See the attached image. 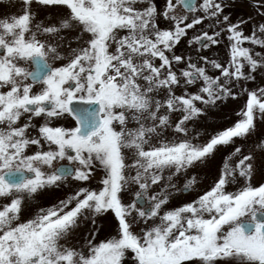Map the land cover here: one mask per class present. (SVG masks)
I'll list each match as a JSON object with an SVG mask.
<instances>
[{
    "label": "snow or ice",
    "instance_id": "obj_1",
    "mask_svg": "<svg viewBox=\"0 0 264 264\" xmlns=\"http://www.w3.org/2000/svg\"><path fill=\"white\" fill-rule=\"evenodd\" d=\"M0 264H264V0H0Z\"/></svg>",
    "mask_w": 264,
    "mask_h": 264
},
{
    "label": "rangeland",
    "instance_id": "obj_2",
    "mask_svg": "<svg viewBox=\"0 0 264 264\" xmlns=\"http://www.w3.org/2000/svg\"><path fill=\"white\" fill-rule=\"evenodd\" d=\"M12 11H16V9L13 8ZM246 11H247L246 9H233V13H235L237 16H244ZM225 52L226 50L223 44H221L220 46H216L213 52L206 54L210 56H218L220 59H224ZM257 83H259V80L257 81ZM249 86L252 87L253 85H249ZM242 103H243L242 100L239 102L229 101L227 104L222 106L221 110H217V114L213 116L207 123L210 125H217V126L226 124L229 119L235 118L234 110L238 109L239 105ZM208 130L211 131V128H209ZM202 179H203V175H202ZM101 223L104 224V228L99 238L103 239L104 237L108 236L109 233L112 231L113 225L111 223V220H102Z\"/></svg>",
    "mask_w": 264,
    "mask_h": 264
}]
</instances>
